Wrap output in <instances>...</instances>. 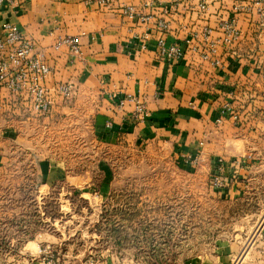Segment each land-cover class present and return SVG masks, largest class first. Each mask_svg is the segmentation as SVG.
Wrapping results in <instances>:
<instances>
[{
  "label": "crops",
  "instance_id": "crops-1",
  "mask_svg": "<svg viewBox=\"0 0 264 264\" xmlns=\"http://www.w3.org/2000/svg\"><path fill=\"white\" fill-rule=\"evenodd\" d=\"M127 5L135 6V13H125ZM1 13L46 59L51 67L48 88L74 83V99L56 96L53 115L88 109L102 145L168 144L178 157L208 161L212 176L219 173L224 180L214 188L226 200L264 190V180L253 185L264 176V16L256 0H114L108 6L95 0H18L16 7L3 5ZM160 20L168 23L165 34L156 26ZM232 20L244 34L239 42L227 43L222 24ZM145 27L151 33L147 39ZM206 28L212 30L209 38ZM162 36L166 44L179 46L180 58L160 56ZM67 37L79 38V52L64 42ZM210 42L217 51L206 59L202 51ZM135 98L145 105L141 115ZM26 107L32 109L21 98L8 96L3 123L29 120L21 111ZM11 109L18 113L16 120ZM0 132L17 138L12 128ZM6 157L1 154L0 159ZM100 167L102 178L95 180V171L72 173L64 160L43 158L38 174L43 186L68 181L76 190L109 189L113 171L105 163ZM40 237L39 253L52 245L50 234ZM238 249L231 239H222L212 247V259L196 257L184 264H231ZM241 264H264V225Z\"/></svg>",
  "mask_w": 264,
  "mask_h": 264
},
{
  "label": "rangeland",
  "instance_id": "rangeland-1",
  "mask_svg": "<svg viewBox=\"0 0 264 264\" xmlns=\"http://www.w3.org/2000/svg\"><path fill=\"white\" fill-rule=\"evenodd\" d=\"M8 96L16 97L2 95L0 131L12 128L17 138L0 132V156H7L0 159V264H184L212 259V247L222 239L239 245L231 264H241L255 248L264 225L263 189L226 200L214 188L208 161L178 157L168 144L102 145L88 109L53 115L26 107L21 111L29 120L7 125L1 116ZM43 158L64 160L72 173L95 171V180L102 178L98 171L105 163L113 185L43 186L38 174ZM255 180L256 187L264 176ZM44 233L52 245L35 252Z\"/></svg>",
  "mask_w": 264,
  "mask_h": 264
},
{
  "label": "built area",
  "instance_id": "built-area-1",
  "mask_svg": "<svg viewBox=\"0 0 264 264\" xmlns=\"http://www.w3.org/2000/svg\"><path fill=\"white\" fill-rule=\"evenodd\" d=\"M101 5L108 6L114 0H95ZM18 0H0V105L2 95L5 91L11 92L14 96L27 99V104L37 111H48L55 102L54 93L63 95L65 99H71L75 94V88L72 83H61L56 88H48L45 84L46 79L51 73V67L43 55L36 49L34 41L26 36L21 28L10 21L2 20L1 8L6 4L17 5ZM259 13L264 16V0H256ZM124 12L132 15L135 13V6H124ZM227 36V43L237 42L243 37V30L236 26L234 20L222 24ZM159 31L166 33L169 26L164 20L156 24ZM210 29L206 30L205 37L209 38ZM150 30L145 27L143 37H150ZM71 44L72 50L78 52L79 38H67L64 40ZM160 45V56L168 61H173L183 55V52L177 44H166L164 37L158 40ZM216 43L210 42L209 48L202 53L203 58L209 59L216 52ZM136 113H144L145 105L139 99H136ZM230 108L225 110L228 111ZM236 119L237 116L233 113ZM224 165L220 164L219 171L223 170ZM217 175V176H216ZM215 176V185L222 187L224 180L219 173ZM219 176V177H218Z\"/></svg>",
  "mask_w": 264,
  "mask_h": 264
}]
</instances>
